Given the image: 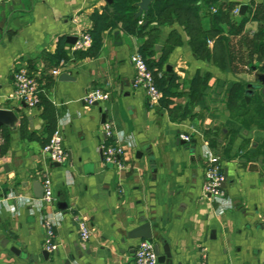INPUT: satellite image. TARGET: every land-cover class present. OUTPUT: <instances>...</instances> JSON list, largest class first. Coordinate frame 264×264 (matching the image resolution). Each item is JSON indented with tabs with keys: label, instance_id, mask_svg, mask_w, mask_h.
Returning a JSON list of instances; mask_svg holds the SVG:
<instances>
[{
	"label": "crops",
	"instance_id": "1",
	"mask_svg": "<svg viewBox=\"0 0 264 264\" xmlns=\"http://www.w3.org/2000/svg\"><path fill=\"white\" fill-rule=\"evenodd\" d=\"M112 2L0 0V109L15 114L0 126V264H136L140 239L127 232L142 217L173 264H264V92L247 93L264 72V0H197L194 20L210 35L203 48L169 9L131 28L105 27L93 50L92 37L74 49ZM134 53L158 73L157 105L134 85ZM20 68L38 83L35 107L13 96ZM94 88L109 98L86 103ZM56 129L62 163L42 153ZM102 141L122 147V169L103 162ZM210 152L225 176L216 199L202 192ZM45 175L51 204L42 199ZM45 219L52 252L43 247Z\"/></svg>",
	"mask_w": 264,
	"mask_h": 264
},
{
	"label": "built area",
	"instance_id": "2",
	"mask_svg": "<svg viewBox=\"0 0 264 264\" xmlns=\"http://www.w3.org/2000/svg\"><path fill=\"white\" fill-rule=\"evenodd\" d=\"M237 13V9L235 10ZM142 21L140 20L139 23ZM91 36L88 33L81 34L73 45L74 49L85 48L90 45ZM130 62L135 70L134 85L144 90L147 100L151 105H157L162 98V92L155 84L154 75L151 69L147 66L144 57L138 53L130 56ZM59 68L53 69L52 73L58 74ZM14 91L13 96L16 99L22 100L28 107H35L39 103V86L36 79L30 75L24 68H20L14 72ZM109 98V93L101 88H94L88 91L83 100L88 104L104 101ZM113 128L111 124L103 125V135L105 138L111 137ZM183 139H187L186 135H181ZM102 159L104 163L111 164L117 169L124 167L120 157L123 152L119 144H110L102 141L101 145ZM42 153L45 157L53 162L62 163L67 156L66 150L62 143V134L60 129L53 131L47 143L42 148ZM208 165L205 168V179L202 185L204 196L210 198H220L223 195L222 184L225 181V176L219 166V158L216 154L210 152L207 156ZM43 195L42 199L45 203L51 204L54 201L52 182L48 175H45L42 180ZM45 229V237L43 247L48 252L56 249V244L53 240L54 231L53 223L49 219L43 221ZM79 234L82 241H86L89 237V230L83 220H78ZM135 263L136 264H157V255L154 252V242L149 239H140L135 248Z\"/></svg>",
	"mask_w": 264,
	"mask_h": 264
},
{
	"label": "trees",
	"instance_id": "3",
	"mask_svg": "<svg viewBox=\"0 0 264 264\" xmlns=\"http://www.w3.org/2000/svg\"><path fill=\"white\" fill-rule=\"evenodd\" d=\"M196 1L197 0H153L144 17L148 19L149 21L158 20L157 17L163 11L171 9L177 14L178 17L179 16L183 17L182 21L185 22V28L187 29V32L189 33V35H191L193 46L194 47L198 46L200 48H203L206 45L207 37H210V35L208 34L205 36V34H203L202 31H200L199 26L196 24L194 20V18H196L197 16V13H196L197 2ZM135 9H136L135 0H113L112 11L106 10L100 17L97 16L98 22H96V25L94 26L90 34L94 42L93 47L91 46L92 50L94 49V46L98 45V40L100 38V32L105 27L114 26L120 22L121 24L129 28L136 26L140 18L134 17ZM228 24H230L231 27L234 26L233 28L235 29L232 28L234 34H238L242 29V23L237 27L233 25L232 23H230L229 21H228ZM60 56H62V53H60ZM146 63L149 69H151L153 72L156 86L161 90L162 86L160 87L158 85V73L154 71L153 65L149 64V62L147 61ZM242 94H243L242 92H239L238 98H237V100H239L238 102H239L240 107L245 106V100Z\"/></svg>",
	"mask_w": 264,
	"mask_h": 264
},
{
	"label": "water",
	"instance_id": "4",
	"mask_svg": "<svg viewBox=\"0 0 264 264\" xmlns=\"http://www.w3.org/2000/svg\"><path fill=\"white\" fill-rule=\"evenodd\" d=\"M152 0H138L135 2V6L137 7V11L134 13L135 17H139L142 14L147 13L149 5L151 4ZM244 8V6L241 7V10ZM75 41V38H72V42ZM168 70H170V66H168ZM254 83L248 85L247 93L252 92V88L255 86H260L262 92H264V72L261 73H255L254 76ZM248 99V96H246V100ZM97 103V102H96ZM15 120V114L10 110H3L0 109V126L1 125H11ZM41 194H37V197H40ZM141 221L143 223L139 225L138 227L134 228L133 230L127 232V237L132 239H149V240H158L156 236H154L151 228V224L149 221H147L144 217L141 218ZM163 253H160V245L158 244V241L154 243V252L157 255V262L162 264H173L171 259V252L169 245L167 241L164 242L162 245ZM12 251H15L13 248H11Z\"/></svg>",
	"mask_w": 264,
	"mask_h": 264
}]
</instances>
